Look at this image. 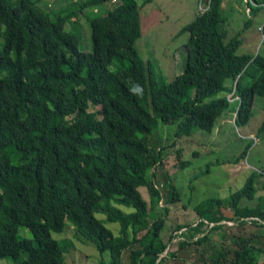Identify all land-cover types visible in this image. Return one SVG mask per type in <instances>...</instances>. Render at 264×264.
<instances>
[{
  "label": "trees",
  "instance_id": "obj_1",
  "mask_svg": "<svg viewBox=\"0 0 264 264\" xmlns=\"http://www.w3.org/2000/svg\"><path fill=\"white\" fill-rule=\"evenodd\" d=\"M114 1L86 0L78 12ZM208 1L187 28L184 71L161 86L153 62L136 46L142 37L137 0H117L104 16L88 18L92 53L81 51L79 36L66 31L76 11L53 15L34 0H0V262L66 264L68 248L53 233L64 232L67 222L99 252H110L111 264H162L161 256L171 255L161 238L169 209L163 207L156 218L154 212L164 192L167 205L180 203L181 194L162 174L163 149L149 137L161 123L176 125L177 139L211 133L226 112L235 114L237 127L248 126L255 99L264 93V55L238 54L241 39L227 41L223 31L224 0ZM246 1L250 25L264 0ZM114 64L119 68L111 71ZM178 100L189 105L181 116ZM249 149L228 163L238 165ZM178 155L176 167L185 170L191 162ZM262 177L264 172L250 177L230 197L233 218L220 214L224 201L217 198L196 205L197 217L239 227L250 223L264 232V196L255 208L241 206L256 199ZM98 214L120 226L118 236ZM21 228L33 238L21 237ZM223 238L210 259L199 260L259 264L262 232L248 241L231 233ZM209 240L206 235L195 244ZM190 241H179L178 252Z\"/></svg>",
  "mask_w": 264,
  "mask_h": 264
},
{
  "label": "rangeland",
  "instance_id": "obj_2",
  "mask_svg": "<svg viewBox=\"0 0 264 264\" xmlns=\"http://www.w3.org/2000/svg\"><path fill=\"white\" fill-rule=\"evenodd\" d=\"M39 6H48L50 13L57 15L64 9L76 11V17L67 24L66 31L79 36V48L83 52L92 53L94 51L91 25L89 17L104 16L115 8L117 0L107 3L102 8L98 6L89 8L79 13L78 10L86 0H34ZM137 0L141 7L142 37L137 42V49L143 59H150L157 72L158 81L161 86L169 85L175 77L182 74L186 65L187 53L184 48L188 44L189 33L187 32L196 17L205 11L208 0ZM76 8V10H75ZM223 13L227 22L223 27L227 41L235 36H239L242 41L238 54L240 55H264V10L258 16L252 18L250 25L249 10L246 0H224ZM98 13V14H97ZM118 64L110 67L111 71H116ZM181 105L180 116L183 115L189 105ZM254 117L250 124L245 127H237L235 124V114L226 112L218 121L216 128L211 133L199 131L190 138H176V125H165L161 123L154 131L150 140L155 139L156 145L163 149L165 166L162 174L173 183L181 194V202L167 205L166 192L159 202L157 210L154 212L156 218L163 207H168L169 214L166 224L161 232V238L171 246L172 235L177 230L187 228V233L181 238L189 240L188 258L199 260L204 255L210 259L215 253V249L221 246L222 235L231 233L248 241L251 235L263 232L254 224L248 223L245 226H229L221 224L208 233L209 241L202 245L195 244L196 238L205 232V229L195 231V225L199 218L194 207L209 198L221 199L223 202L220 214L225 218H233L235 210L231 205L230 197L243 189L250 177L264 172V131L261 127L264 123V93L256 97L254 102ZM167 113H171V108H167ZM176 140V141H175ZM247 158L238 165L228 163V161L240 156L249 148ZM178 152H181L182 161H190L191 165L185 170L176 167L180 163ZM195 154H198L195 157ZM257 197L254 201L243 200L242 207L255 208L259 204V197L264 196V177L260 179ZM160 186V183H158ZM161 188V186H160ZM143 197L150 201V196L146 188H140ZM125 212L132 209L123 208ZM133 211V210H132ZM97 217L106 223V226L118 236L120 226L110 224L105 221V216ZM230 223V221H224ZM179 226H182L179 229ZM186 226V227H185ZM189 226V227H187ZM192 232H196L193 237ZM21 237L32 239L30 231L26 228L19 230ZM54 239L61 245L68 248L65 255L66 264H111L110 252L101 253L96 245L79 236L75 227L67 222V226L62 233H53ZM201 239V237H199ZM178 245V244H177ZM70 247V248H69ZM233 246L231 250H234ZM187 258V259H188ZM185 259V258H184ZM210 262V261H209ZM242 262V261H240ZM179 263V262H177ZM0 264H17L13 260H4ZM19 264V263H18ZM181 264V263H180Z\"/></svg>",
  "mask_w": 264,
  "mask_h": 264
},
{
  "label": "crops",
  "instance_id": "obj_3",
  "mask_svg": "<svg viewBox=\"0 0 264 264\" xmlns=\"http://www.w3.org/2000/svg\"><path fill=\"white\" fill-rule=\"evenodd\" d=\"M100 8V7H99ZM146 60V59H145ZM147 60H150V59H147ZM122 208V207H121ZM132 211V210H131ZM130 211V212H131ZM130 212H127V213H130ZM225 234H223L222 235V240H221V242H222V244H223V242H224V238H223V236H224ZM221 244V245H222ZM178 250H179V245H177V244H175V245H173V246H171V248H170V256H168L167 255V253H165V254H163L162 256H161V259L159 260V262L162 260V258H165L163 261H162V264H204V262H202V261H200V260H192L191 261V259L190 258H188V256H187V253H189V250H190V248L188 249H186V250H184L183 252H181V253H179L178 252ZM174 256H176V258L174 259L173 257ZM259 257V264H264V252L263 253H261V255L260 256H258ZM185 258V259H184ZM188 258V259H187ZM228 262H229V260H227ZM177 262H179V263H177Z\"/></svg>",
  "mask_w": 264,
  "mask_h": 264
},
{
  "label": "built area",
  "instance_id": "obj_4",
  "mask_svg": "<svg viewBox=\"0 0 264 264\" xmlns=\"http://www.w3.org/2000/svg\"><path fill=\"white\" fill-rule=\"evenodd\" d=\"M115 2V1H114ZM205 10H206V8H205ZM204 12V11H203ZM247 221L248 222H253V221H259V222H261L258 218H249V219H247ZM263 225H264V222H261ZM204 224V225H203ZM223 225V224H228L229 226H232V227H235V226H237V223L236 222H230V223H228V222H221V223H218V224H215V223H210V222H208V221H205V220H202V219H199L198 220V222L196 223V225H195V231H201L202 229L204 230L205 229V232L202 234V235H199L197 238H199V237H201V238H203V237H205L206 235H208V233H210L211 232V230L213 229V228H215V226H217V225ZM187 231H188V229L187 228H184V229H182V230H180V231H176L175 233H174V238L172 239V241H171V244L172 243H175V244H177L179 241H181V240H184L183 238H181V236L183 235V234H185V233H187ZM196 238V239H197ZM171 248V245L169 244V246H168V250ZM168 250H167V252H168Z\"/></svg>",
  "mask_w": 264,
  "mask_h": 264
}]
</instances>
